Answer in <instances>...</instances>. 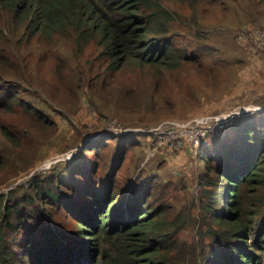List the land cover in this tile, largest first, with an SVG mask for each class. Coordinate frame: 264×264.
<instances>
[{
    "label": "rangeland",
    "instance_id": "1",
    "mask_svg": "<svg viewBox=\"0 0 264 264\" xmlns=\"http://www.w3.org/2000/svg\"><path fill=\"white\" fill-rule=\"evenodd\" d=\"M160 1L173 18L166 39L187 57L174 69L127 65L103 74L104 47L94 42L79 47L74 32L51 39L30 36L11 9L4 13L1 92L8 93L3 90L7 86L11 94L19 91L20 98L38 109L41 120L49 124L41 126L35 115L13 101L12 110L0 111V195L20 186L17 194L32 192V178L40 175L59 179L70 173L68 186L63 184L61 189L74 200L80 198L84 182L91 188L97 179L109 176L125 187L141 177L169 186L174 195L171 205L177 211H191L193 216L199 212L195 200L205 166L203 154L213 151L215 143L211 138L208 144L197 145L188 124L237 113L236 118L253 112L250 117L258 119L262 113L258 110L264 108V54L251 52L239 35L247 26L264 29V3ZM100 73L120 75L125 90L108 83L92 90L82 82L77 87L75 75ZM57 82L58 93L52 85ZM5 128L20 138L18 145L3 135ZM226 132L233 133V127ZM103 143L107 146L98 148ZM41 209L48 218H39V223L45 221L43 225H52L54 231L74 227L62 204Z\"/></svg>",
    "mask_w": 264,
    "mask_h": 264
},
{
    "label": "trees",
    "instance_id": "2",
    "mask_svg": "<svg viewBox=\"0 0 264 264\" xmlns=\"http://www.w3.org/2000/svg\"><path fill=\"white\" fill-rule=\"evenodd\" d=\"M1 7L6 11H0V19L11 9L30 36L51 39L74 32L79 47L92 42L104 47L103 74L127 65L174 69L187 58L166 39L173 18L160 0H0ZM4 30L0 28L1 37ZM96 64L90 63L92 74ZM101 74L75 75L77 87L82 82L92 90L108 83L125 90L120 75ZM58 82L52 84L57 93ZM7 88L9 94L0 88V111L12 110L13 101L41 126L49 124L19 91L11 94ZM250 114L210 133L201 144L211 138L215 143L213 151L204 150L194 216L174 209L169 186L141 177L125 187L109 176L91 188L84 182L74 200L61 189L68 186L70 173L59 179L40 175L32 178V192L17 194L20 186L0 195V264H264V110L258 119ZM3 135L20 143L6 128ZM60 204L73 228L54 231L45 221L39 223L48 218L42 205Z\"/></svg>",
    "mask_w": 264,
    "mask_h": 264
},
{
    "label": "built area",
    "instance_id": "3",
    "mask_svg": "<svg viewBox=\"0 0 264 264\" xmlns=\"http://www.w3.org/2000/svg\"><path fill=\"white\" fill-rule=\"evenodd\" d=\"M255 43L252 45V40ZM239 41L242 44L250 46L249 49L253 53L264 54V29L256 26H247L242 29L239 35ZM246 46V45H245ZM234 115H220L203 117L202 119L194 120L188 124V133L191 139L199 145L203 143L204 139L214 131L224 130L229 124L234 123L236 116Z\"/></svg>",
    "mask_w": 264,
    "mask_h": 264
},
{
    "label": "clouds",
    "instance_id": "4",
    "mask_svg": "<svg viewBox=\"0 0 264 264\" xmlns=\"http://www.w3.org/2000/svg\"><path fill=\"white\" fill-rule=\"evenodd\" d=\"M262 110H264V108H262V109H259L258 111H262Z\"/></svg>",
    "mask_w": 264,
    "mask_h": 264
},
{
    "label": "water",
    "instance_id": "5",
    "mask_svg": "<svg viewBox=\"0 0 264 264\" xmlns=\"http://www.w3.org/2000/svg\"><path fill=\"white\" fill-rule=\"evenodd\" d=\"M93 139V138H92ZM91 140V139H90Z\"/></svg>",
    "mask_w": 264,
    "mask_h": 264
}]
</instances>
